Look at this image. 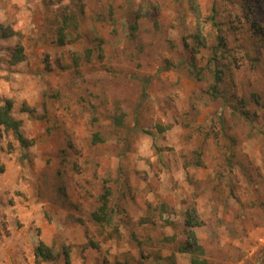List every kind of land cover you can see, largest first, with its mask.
I'll return each instance as SVG.
<instances>
[{
  "label": "rangeland",
  "instance_id": "obj_1",
  "mask_svg": "<svg viewBox=\"0 0 264 264\" xmlns=\"http://www.w3.org/2000/svg\"><path fill=\"white\" fill-rule=\"evenodd\" d=\"M0 25L33 141L0 128V264H264V0H0Z\"/></svg>",
  "mask_w": 264,
  "mask_h": 264
},
{
  "label": "trees",
  "instance_id": "obj_2",
  "mask_svg": "<svg viewBox=\"0 0 264 264\" xmlns=\"http://www.w3.org/2000/svg\"><path fill=\"white\" fill-rule=\"evenodd\" d=\"M13 35L12 30L7 27L0 25V41L5 40ZM65 34L63 29L60 28L58 34V43L60 45L64 44ZM12 62L19 63L24 59L23 47L21 45L15 46L11 50ZM218 81L219 78H216ZM12 103L10 100H5L2 105H0V128H3L6 132H10L13 138L18 142L19 147L22 151L31 147L33 141L26 139L20 131V121L16 120L11 113ZM107 196V191H106ZM106 196L102 197L103 204L99 208L98 212L94 214V218L98 223L108 224L110 221V212L106 211L107 199ZM202 225V221L197 216L194 210L188 211L186 213L185 226L187 228L188 242L185 244L184 248L181 250L183 252L194 251V249H200L197 245V239L193 232L194 227ZM56 251V250H55ZM53 248H47L43 243H39L35 250V256L37 259L42 261H49L51 259H56L59 253L55 252ZM66 264H69L68 255L65 253ZM195 262V261H194Z\"/></svg>",
  "mask_w": 264,
  "mask_h": 264
}]
</instances>
